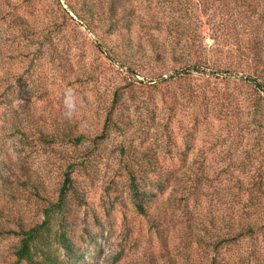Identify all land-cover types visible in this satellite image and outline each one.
Listing matches in <instances>:
<instances>
[{
    "label": "rangeland",
    "instance_id": "rangeland-1",
    "mask_svg": "<svg viewBox=\"0 0 264 264\" xmlns=\"http://www.w3.org/2000/svg\"><path fill=\"white\" fill-rule=\"evenodd\" d=\"M185 5L194 27L217 30L220 44L229 41L223 27L232 19L217 5L209 10L200 0ZM15 16L28 19L37 30L16 29L11 22ZM71 18L67 0H0V161L5 156L20 158L44 180L49 199L39 200L27 190L9 200L10 193L0 191L1 225L14 228L11 214L27 224L48 221L52 233L66 236L52 249L78 264H191L195 258L196 264H205L204 249L190 246L191 219L232 207L225 193L230 187L236 190L237 185L228 182L231 178L262 175L264 185V77L258 79L259 95L241 74L216 69L212 77L204 73L179 78L169 71L166 75L172 78L158 85L150 74L158 64L146 58L131 65L102 54L93 37ZM206 44L213 41L207 39ZM205 72L213 73L211 68ZM68 87H74L82 101L72 119L65 118L62 102ZM114 94L116 105L125 106L104 131ZM121 121L129 124L128 132L117 130ZM71 126L85 134L83 145L60 142V133ZM36 127L53 133L54 144L48 146L51 141L39 137ZM131 128L134 146L155 149L162 163L175 170L173 186L177 180H189L191 164L202 163L208 171V189L198 199L188 195L189 184H178L145 204L148 215L159 219V235L148 216L137 212L122 170L119 151ZM248 151H257L256 161L241 170L239 163L249 159ZM66 161L74 162L65 167ZM63 189L64 209L58 214L54 206ZM17 243L12 236L0 235V264H14ZM248 247L256 256L253 251L264 249V243L245 242L244 253Z\"/></svg>",
    "mask_w": 264,
    "mask_h": 264
},
{
    "label": "trees",
    "instance_id": "trees-1",
    "mask_svg": "<svg viewBox=\"0 0 264 264\" xmlns=\"http://www.w3.org/2000/svg\"><path fill=\"white\" fill-rule=\"evenodd\" d=\"M200 1L207 10L217 5L216 9L223 16L232 19L230 25L226 22L223 27L227 32L229 45L227 41L218 43L220 34L217 30L193 26V22L191 23L188 18V12L184 10L188 0H67V7L74 17L70 20H74L78 27L93 37L98 43L97 50L102 54L131 65L135 63L138 65V60L146 58L158 64V68L152 67L150 73L155 78L153 80L155 84L162 85L167 78H172L171 75H166L169 71L179 78L194 74L201 76L204 73L212 77L215 75L213 70L216 69L226 74H241L240 79L251 84L258 95L261 94L262 83L258 79L264 77V0ZM11 22L21 31L33 33L37 30L35 25L24 17H12ZM207 39L212 40L213 44L207 45ZM51 44L49 42L48 46ZM140 51L144 55L138 56ZM209 68L213 73L206 74L205 71ZM200 93L201 91H197V94ZM113 97L114 104L106 116L104 131L110 130V123L114 124L112 120L114 113L120 114L118 110L125 106L123 103L116 105L118 96L114 94ZM259 99L262 101L260 96ZM119 124L116 125L118 131L128 132V123L121 121ZM35 130L39 137L43 135L44 140L49 138L51 143H48V146L56 141L53 133L39 130L37 127ZM134 131L131 128V134L127 136L125 145L119 151L120 157L124 160L122 170L136 200L137 212L148 216L152 228L159 235V219L152 214L148 215L145 204L154 201L158 194L172 188L176 182L175 170L162 163L155 149L134 146L133 139H130L133 138ZM60 134L62 136L60 142L64 146L77 147L87 141L85 134L75 126L63 129ZM256 154L257 151H248L249 159H243L239 163L241 170L246 169L247 163L254 164ZM16 160L11 156L1 159L0 191L3 190L6 194L8 191L10 194L6 195L7 199L15 200L19 199L23 192L32 190L35 198L49 202L45 197L44 180L27 164L21 162L20 158ZM69 162L66 161L68 165L65 164V167H70L74 161ZM195 166L191 164L189 167V180L183 183L177 180L173 187L178 184L184 186L189 184L186 186L191 191L188 195L198 199L208 189L209 176L202 163ZM69 178L70 176L66 174L67 182ZM228 182L237 185L236 190L230 187L228 192L225 191L227 197L231 198L232 207L226 213L216 214L209 211L204 217L192 218L187 228L190 246L195 245L204 249L205 264H264L263 248L253 251L257 252L256 256H251L250 247L247 248L248 253L242 250L245 242L264 243L262 175L255 177L249 173H242L241 177L231 178ZM13 186L16 188H11ZM65 190L60 191L54 206L58 214L64 209ZM3 211L4 207L0 205V216L3 215ZM8 216L12 218L14 228L9 229L0 223V235L18 239L13 251L14 264H78L71 261V256L67 255V260L60 258L52 249L53 243H64L66 236L64 233H52L48 221L27 224L24 223L22 216L14 214ZM66 249L68 250L67 247ZM234 249L236 254L231 255L230 252ZM196 262V258L191 260V264ZM169 264L177 262L172 261Z\"/></svg>",
    "mask_w": 264,
    "mask_h": 264
},
{
    "label": "clouds",
    "instance_id": "clouds-1",
    "mask_svg": "<svg viewBox=\"0 0 264 264\" xmlns=\"http://www.w3.org/2000/svg\"><path fill=\"white\" fill-rule=\"evenodd\" d=\"M62 102L64 116L67 119H72L76 116L82 104L81 97L74 87L65 88Z\"/></svg>",
    "mask_w": 264,
    "mask_h": 264
}]
</instances>
